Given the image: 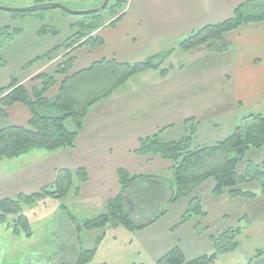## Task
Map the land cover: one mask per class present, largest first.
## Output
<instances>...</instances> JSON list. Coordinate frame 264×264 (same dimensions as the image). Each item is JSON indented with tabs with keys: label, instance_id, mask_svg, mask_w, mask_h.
I'll return each instance as SVG.
<instances>
[{
	"label": "crops",
	"instance_id": "1",
	"mask_svg": "<svg viewBox=\"0 0 264 264\" xmlns=\"http://www.w3.org/2000/svg\"><path fill=\"white\" fill-rule=\"evenodd\" d=\"M118 1L124 3V8L119 12V16L124 14L122 20L114 26L100 28L91 36L100 38L103 41L101 46L92 49L89 45L82 44L84 40L69 50L63 49L56 53L51 61L45 60L30 65L36 58L44 56L55 47L71 39L79 31L80 23H72V33L63 38H61L59 29L53 24H45L46 19L43 18H41L43 22L38 24L24 22L11 29L10 26L0 28L6 29L7 33L12 32V35L28 41L33 46L45 47L43 54L29 60V63L24 65V68L30 66V69L37 65L39 67L29 73L25 79L18 80L29 91L40 86V81L35 79L38 75L53 74L59 60L62 61L66 55L73 58L70 75H75L102 61L135 64L171 51L170 57L162 67L169 70L166 77L161 76L160 72L155 70L133 76L111 96L94 104L89 109L74 148H64L54 152L46 151L47 153L31 151L14 159V162L20 166L23 165L26 169L20 168L14 173L5 172L6 169H4L1 177L2 180L4 177L14 179L15 185L20 191L17 195L23 191H29L28 188L31 185L27 186V183L29 180L31 181V178L28 172L40 166L38 161L33 160V157H50V160L54 159L52 164L54 171H57L58 168L75 172L85 170L88 174L89 180L81 185L79 195L76 194L77 199L86 203L99 201L97 204L107 206V203L115 199L121 192L117 175L120 169L129 171L133 176L157 175L155 173L158 172L154 171L163 168L172 169L173 164L163 160L160 156L136 154L141 139L162 131L161 136L165 142L177 141L169 136L172 134L171 132L184 126V132L188 133L191 123L187 121L192 119L197 123L198 132L204 126V121L211 119H205V116H202L204 113L202 110H212L217 102L218 108L222 111L236 112L239 110L241 113L246 109L258 111V109L264 108V22L250 24L226 34L222 40L226 42L227 49L225 50H220L222 47L215 45L191 51H184L180 48L181 43L193 31L230 19L238 6L251 0ZM37 3H42V1L37 0ZM61 18L65 19L63 16ZM44 28L55 30L58 34L46 33ZM137 77H139L138 80ZM64 78L63 76L58 77V81H62ZM83 79L86 80V77ZM220 92L223 97L212 103L211 95ZM57 93L58 88L56 87L50 90L47 96L54 98ZM6 113L7 118L0 120V130L11 126L27 127L32 120L31 111L22 104L6 109ZM241 115L240 124L249 116L264 114L256 112L248 116ZM219 141L221 140H217V142ZM199 143V138L195 135L192 149L210 147L209 144L204 146L205 144ZM249 160L260 164L264 158L251 156ZM3 162L5 161L0 164ZM30 162L32 167H29ZM153 166L155 170H152ZM241 166L243 168L240 171L243 172L246 169L245 164ZM22 173H26L24 176H28V179L25 178L26 183L18 179ZM4 180L1 181L2 185L0 184L2 193L5 189H9V185H5L7 183ZM56 180V178L52 179L51 182L55 183ZM207 186H209L207 196H204ZM214 188V180H208L196 192L195 196L202 200V210L207 214L203 220L197 217L192 222L181 224L190 203V199H184L179 201L185 202L184 209L175 224L167 226L162 222L170 217L174 206H177L176 204L171 206L168 213L157 223L139 231L141 247L150 255L153 254L151 257L156 264L172 250L180 249V245L174 243L167 252L163 250L160 238L165 233L171 236V233L185 230L199 244L205 240L214 247L213 238L219 236L224 230L222 232L220 230L215 235L210 233V212L203 208L206 202L212 200L215 203L238 205L241 209L235 213L238 215L234 224L227 226L225 231L236 228V225L242 221H249L252 218L247 210L249 206L264 204V196L261 195L251 198L224 194L216 198L213 196ZM243 188L256 193L260 191L255 182L247 183ZM245 204H248L246 210L241 208ZM222 213L223 218H231L229 212L222 211ZM200 225L207 228L205 233H200V229L203 228ZM255 225L254 223L252 228L254 231ZM249 228L247 226L244 231L242 228L240 229L243 234L247 235L251 233V229L247 231ZM199 250L201 249L199 248ZM203 256L206 254L191 261Z\"/></svg>",
	"mask_w": 264,
	"mask_h": 264
},
{
	"label": "trees",
	"instance_id": "2",
	"mask_svg": "<svg viewBox=\"0 0 264 264\" xmlns=\"http://www.w3.org/2000/svg\"><path fill=\"white\" fill-rule=\"evenodd\" d=\"M123 4L122 1H117L111 7L109 18L104 12L93 14L89 22L80 23L79 31L71 39L44 56L36 58L30 65L45 60L51 61L56 53L63 49L69 50L84 40L82 44L89 45L92 49L101 46L103 41L91 37L92 34L104 26H114L120 22L124 14L119 16L118 9L123 7ZM109 8L110 4L107 9ZM261 22H264V0H251L238 6L230 19L193 31L181 43L180 48L191 51L203 46L213 47L216 42L223 40L226 34ZM44 32L58 34L55 30L45 28ZM1 49L0 46V52ZM223 49H227V46L223 45L220 50ZM170 55L171 51L135 64L102 61L75 75H70L73 58L66 55L56 66L53 74L42 73L35 78L41 84L32 91L13 79L8 87L0 88V120L7 118L6 109L17 104H22L31 111L32 120L27 127L11 126L0 130V162L20 158L36 149L54 152L64 148H74L89 109L94 104L111 96L133 76L155 70L166 77L169 70L162 67ZM62 76L65 78L58 81V77ZM84 77L86 80L83 79ZM103 82H107L108 85ZM102 84L106 85L108 90L93 98V91ZM56 87L58 93L54 98H49L47 94ZM70 120L75 125L73 131L66 126ZM192 120L187 121L191 126L184 138L165 142L161 131L141 139L139 149L135 152L138 155L160 156L163 160L171 162L173 179L166 180L159 175L133 176L129 171L120 169L117 173L121 186L120 194L107 203L105 214L87 220L83 225H77L76 237H79L83 231H102L96 239L99 245L109 226H121L129 231L143 230L164 217L171 206L187 198L190 199L189 208L181 224H187L193 215L205 218L207 214L202 210V200L195 195L208 180L215 182L213 196L216 198L224 194L251 198L264 196V161L256 164L248 160V154L252 150H264V115L249 116L224 140L210 147L196 149H192V145L197 133V123ZM242 164L246 165L243 172L240 171ZM75 176L80 182L75 190L79 195L81 185L89 180L86 171L62 170L51 187L31 195L21 193L16 199L1 200L0 226L8 223L9 216L16 215L18 218L15 227L18 228L20 225L30 237L29 220L22 214V205H33L48 197L65 198L74 186ZM250 182L258 184L259 193L243 188ZM203 230L206 231L207 228L204 227ZM18 233L19 230H16V234ZM241 234L240 228H230L214 237L216 251L212 255L185 262L183 252L176 248L160 259L158 264H214L219 253L239 247L237 237ZM96 252V247L82 250L75 264L90 263ZM263 257L264 251L259 252L257 260L255 262L253 260L251 264H261L264 261Z\"/></svg>",
	"mask_w": 264,
	"mask_h": 264
},
{
	"label": "rangeland",
	"instance_id": "3",
	"mask_svg": "<svg viewBox=\"0 0 264 264\" xmlns=\"http://www.w3.org/2000/svg\"><path fill=\"white\" fill-rule=\"evenodd\" d=\"M38 1H42V3H37V0H0V7L26 9L44 3H58L72 11L84 12L100 8L105 0ZM117 1L118 0H110V8L104 11L106 17L109 18L111 16V7ZM123 8L124 6L118 9V12ZM59 15H62L65 19H62V16ZM41 18L44 20L46 19L44 21L45 24H53L56 26L61 33V38H63L72 33V23L89 22L92 19V15H70L61 9L36 10L24 14L0 11V28L2 26H10L11 29L24 22L38 24L43 22L41 21ZM17 37L12 35V32L7 33V30L4 28L0 29V46L2 47L0 52V88L8 86L13 79H25L29 73L35 71L39 67L38 65L32 69H30V66L24 68V65L28 64L29 60H33L37 56H40L45 51V47L39 45L33 46L28 41ZM225 44L226 42L221 40L216 42L215 46L222 47ZM60 61L61 60H59V63ZM138 78L139 77H137V80ZM103 83L108 85L107 82ZM109 84H111V82H109ZM106 90H108L107 86L102 84L100 88L93 91L94 94H92V97L95 98L99 96V94H103V91ZM222 97L223 95L221 92L218 94H212V103L214 100L218 101ZM217 104H214L215 108L212 110H202L204 112L202 116H205V119L211 118V121H204V126H202V128L196 133L197 138H199V144H205L204 146L207 144L212 146L217 140L222 141L230 136L234 132L236 126L240 124L239 118H241V114L244 116L256 112L258 114L259 112L264 114V108L258 109V111L246 109L244 112L241 111L240 113L239 110L236 112L222 111L218 108ZM216 123H218V125L215 126ZM66 126L69 130H75L74 122L71 120L66 123ZM183 129L184 126H181L171 132L172 134L169 136L176 140L181 139L188 134L185 133ZM39 151L46 152V150L43 149H36L33 150V153H38ZM248 156L264 158V150L258 152L257 150H252ZM33 158V160L39 162L40 166L39 168H33L28 172L30 173L31 181L29 180L27 186L31 185V187L28 188L29 191H23V194L26 195H31L42 191L44 188L53 186L54 183L51 182V180L55 178L57 179L60 171H62V169L59 168L57 171L53 170L52 164L54 159L50 160V157ZM29 167H32L31 162ZM20 168L26 169V167H23V165L20 166V164H17L14 160H5V162L0 164V184L2 185L1 181L5 179L4 181L7 183L5 185H9V189H5L3 193L0 192V201L5 198L16 199L18 196L17 193L20 192L15 185V181H13L14 179L4 177L2 180V171L6 169L5 172L14 173L19 171ZM241 168H243V166H241L240 169ZM152 170H155L154 166ZM154 172H158L155 174L166 180L173 179L172 170L163 168ZM24 175H26V173H22L18 179H21L26 183L25 178L28 179V176ZM73 182L74 186L70 189L65 198L54 199L48 197L33 205H22V214L29 220L31 231L30 237L27 236V231L23 227L20 225L18 228L15 227V221L18 218L16 215L9 216L8 223L0 226V264H75L82 250H88L95 247L97 248L96 255L94 259L87 264H156L152 259L153 254L151 253L150 255L140 245V242H142L138 236L140 230L129 231L121 226H109L105 231L104 239L99 245H97L96 239L102 234V231H83L79 237H76L75 231L77 225H83L85 221L105 214L107 208L102 204H97L99 201L86 203L77 199L75 190L79 186V179L75 176ZM208 187L209 186L204 190V196H207ZM183 200L184 199L181 201ZM177 203V206H174L175 208H173L170 217L162 222L163 225L170 226L177 222L180 214H182L181 211L184 209L185 202ZM246 206H248V204H245L244 207L241 206V208L246 210ZM203 208L210 212V233L213 235L218 234L220 230L221 232L222 230L225 231L227 226L233 225L236 220L235 218L238 215L235 213H238L237 211L241 210L238 205L236 206L219 202L215 203L212 202V200L206 202V205H204ZM247 210L252 215V218L249 219V221H242L240 224L236 225V228H242L244 231L248 226L250 228L247 231L251 229V233L247 235L242 233L237 237L239 247L229 252L219 253L214 264H251L253 260L254 262L257 260L256 258L259 252L264 251V230H261L264 228V204L261 203L249 206ZM222 211L229 212L231 218H223ZM197 217L198 216L193 215L189 221L192 222ZM200 219L203 220V218ZM254 223L256 224L255 231L252 230ZM200 226L203 228L205 227L204 225ZM203 228L200 229V233H205ZM16 230H19L18 234H16ZM171 234L172 235L170 236L165 233V237L162 236L160 238V242L163 243V250H166L165 252H167L174 243L179 244L180 249L184 253L185 262H190L192 259L205 254L212 255L216 251L215 248L210 246L205 240L204 242H200L202 245L199 244V242L193 239L185 230L176 231ZM198 247L201 250H199ZM195 249L198 250L196 251ZM262 259H264V257ZM261 264H264V261Z\"/></svg>",
	"mask_w": 264,
	"mask_h": 264
},
{
	"label": "water",
	"instance_id": "4",
	"mask_svg": "<svg viewBox=\"0 0 264 264\" xmlns=\"http://www.w3.org/2000/svg\"><path fill=\"white\" fill-rule=\"evenodd\" d=\"M109 4H110V0H105L103 5L100 8L96 10L84 11V12L83 11L82 12L72 11L68 9L67 7L61 4H58V3H44V4H39V5L26 8V9H12V8L0 7V11L10 12V13H27V12H32L36 10H44V9L53 8V9H61L70 15L86 16V15H93V14L104 12L109 7Z\"/></svg>",
	"mask_w": 264,
	"mask_h": 264
}]
</instances>
